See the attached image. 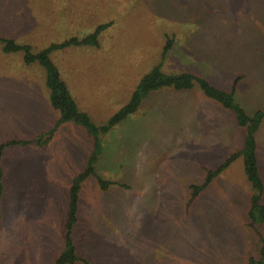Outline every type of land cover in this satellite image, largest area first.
I'll use <instances>...</instances> for the list:
<instances>
[{"label": "rangeland", "instance_id": "374dc122", "mask_svg": "<svg viewBox=\"0 0 264 264\" xmlns=\"http://www.w3.org/2000/svg\"><path fill=\"white\" fill-rule=\"evenodd\" d=\"M109 21L98 46L50 54L79 109L96 125L160 62L167 36L175 40L163 71L192 72L223 90L239 77L235 97L246 113L264 109V0H0V36L33 51ZM58 118L44 69L0 44V143L46 137ZM244 133L233 112L197 84L150 93L101 136L95 170L115 183L101 190L93 176L82 182L73 230L77 255L91 264H245L249 256L258 258L247 217L252 188L241 156L189 201L190 185L238 151ZM255 140L264 182V119ZM92 150L93 139L70 121L41 145L3 150L0 264H55L64 247L68 189ZM259 228L264 235V223Z\"/></svg>", "mask_w": 264, "mask_h": 264}, {"label": "trees", "instance_id": "16d2710c", "mask_svg": "<svg viewBox=\"0 0 264 264\" xmlns=\"http://www.w3.org/2000/svg\"><path fill=\"white\" fill-rule=\"evenodd\" d=\"M111 24V21L99 24L92 32L83 37L70 36L61 42H51L47 46L36 51H33V47L29 44L17 43L12 38L0 36V44L5 53L22 51L24 63L31 64L36 62L44 69L45 85L49 91L50 105L59 112V118L52 128L46 132V137L45 134H40L31 139H11L0 143V200L6 191L3 182L4 171L1 165V157L6 147L15 145L25 146L31 143L41 145L50 138L51 134L60 124L70 121L80 125L87 133V136L93 139V150L88 157L85 167L73 177L72 183L68 189V205L64 223V247L56 258L55 264H74L77 261L83 264H91L86 258L77 255L76 245L73 240V230L78 221L79 192L82 182L89 176H93L101 190H107L111 184L115 183L102 178L95 170V163L102 149L101 136L106 134L114 125L124 120L127 116L136 112L143 99L155 90L163 88L188 90L197 84L206 97L216 101L223 108L233 112L236 124L243 127L245 133L242 146L238 151L229 155L223 163L215 169H206V175L202 183L190 185L189 201H194L199 193L205 190L221 171H223L235 158L241 156L243 159L244 174L252 188L247 217L249 219V226L256 233L259 242V248H257L259 257L255 258L254 256H249L245 264H264V238L259 230V226L264 222V204L261 202L264 192V183L259 174L255 140V133L264 119V109H257L251 116L246 113L235 97V89L240 79L239 77L235 79L229 90H223L212 85L206 78L192 72L163 71V60L168 51L172 48L175 40L173 36H167L166 43L162 49L160 62L154 65L140 78L128 101L124 105L112 114L104 124L96 125L86 111L79 109L66 83L61 78L60 71L52 61L50 54L55 50L71 46H98L100 32ZM43 138L44 140L42 141Z\"/></svg>", "mask_w": 264, "mask_h": 264}, {"label": "crops", "instance_id": "0c3cea01", "mask_svg": "<svg viewBox=\"0 0 264 264\" xmlns=\"http://www.w3.org/2000/svg\"><path fill=\"white\" fill-rule=\"evenodd\" d=\"M256 156H257V152H256ZM257 164H258V158H257ZM258 169H259V165H258ZM259 174H260V169H259ZM261 176V175H260ZM262 178V177H261ZM264 183V182H263ZM263 199V197H262ZM264 223V222H263ZM253 230V229H252ZM260 230V228H259ZM254 232V231H253ZM261 232V231H260ZM254 234L256 235V233L254 232ZM262 234V233H261ZM263 238H264V235L262 234ZM258 238V237H257Z\"/></svg>", "mask_w": 264, "mask_h": 264}]
</instances>
